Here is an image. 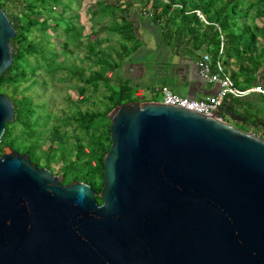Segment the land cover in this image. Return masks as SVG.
Masks as SVG:
<instances>
[{
    "label": "water",
    "instance_id": "obj_1",
    "mask_svg": "<svg viewBox=\"0 0 264 264\" xmlns=\"http://www.w3.org/2000/svg\"><path fill=\"white\" fill-rule=\"evenodd\" d=\"M14 36L0 9V77ZM223 113L235 117L227 105L213 117L150 102L114 108L98 194L5 148L0 264H264V140ZM13 119L0 94V139Z\"/></svg>",
    "mask_w": 264,
    "mask_h": 264
},
{
    "label": "trees",
    "instance_id": "obj_2",
    "mask_svg": "<svg viewBox=\"0 0 264 264\" xmlns=\"http://www.w3.org/2000/svg\"><path fill=\"white\" fill-rule=\"evenodd\" d=\"M108 1L94 0L88 33L79 13L73 10V4L80 7L81 0H0V9L15 29V36L10 39L12 64L0 77V94L11 101L14 119L4 125L0 155L10 148L28 155L38 168L49 171L60 164L55 173L60 175L61 184L82 182L96 194L103 186L102 160L111 145L108 114L118 106L135 102L132 96L136 84L118 73H123L121 70L130 63L140 61L136 56L142 47V33H150L159 50L154 57L156 80L161 86L172 88L170 85L176 80L173 66L166 59L171 54L192 62L202 53H209L213 64L219 59L222 67L230 70L231 81L240 89L264 79V0H112L114 4ZM14 16L18 17L16 22ZM106 19V30L111 38H117L119 51L114 46L99 49V32L94 29ZM35 32L40 33L38 40ZM51 33L62 39L60 50L52 44ZM84 37L95 39L84 45L90 68H97L90 69L88 77L81 67L66 66L70 64V44L81 45ZM221 44L223 53L219 55ZM112 52L117 59H113ZM59 53L63 56L61 63ZM149 55L150 60L152 54ZM39 70L57 80L62 77L56 74L65 71L66 77L83 83L77 93L81 96L88 91L87 85L103 84L108 95L101 101L102 110L76 111L55 118L47 127L51 116H38L32 98L24 93L29 87L22 88L24 84L38 83ZM225 105L234 113L240 108L250 125L261 121L249 113L256 106L243 99H231ZM257 130L264 132L259 126ZM96 201L101 204L97 195Z\"/></svg>",
    "mask_w": 264,
    "mask_h": 264
},
{
    "label": "rangeland",
    "instance_id": "obj_3",
    "mask_svg": "<svg viewBox=\"0 0 264 264\" xmlns=\"http://www.w3.org/2000/svg\"><path fill=\"white\" fill-rule=\"evenodd\" d=\"M107 3H112L114 4L115 2L110 0ZM73 10L77 11L80 16V22L84 25L86 28V32H90V12L92 9H94V0H81V6L76 7L73 4ZM68 14V13H67ZM18 19L17 16H14L13 21L16 22ZM204 19V18H203ZM107 22L108 19L103 21L102 25H99L95 27L94 31L99 32L98 40L100 41L99 43V49H104L106 50L110 46H114L115 50L119 51L120 47L117 44V38H111L109 32L106 30L107 27ZM50 33V32H49ZM141 34V31L139 32ZM146 33V32H145ZM54 33H51L50 39L53 45L60 50V45L62 39L55 38ZM35 39L38 40L40 33L35 32L34 33ZM150 34L142 33L141 37L143 40L142 47L139 49V55L136 56V60H140L135 63H130L129 67L125 66L121 71L123 73H118L121 76L123 75L125 78H129L131 80L132 85H134L136 90L135 94L132 96V98L135 100V102L139 103H144L150 99L151 93L155 92L160 86L161 83L157 80H153L151 83L152 85L148 86V88H145L143 85V82L146 81V72H154L156 68L155 67V60L156 58L154 57L157 53L155 54L152 53V58L149 60L148 58L150 57L149 53L150 50L148 46H153V42L150 40ZM108 39L109 41H103L104 39ZM87 42H90L91 44L95 42V39L91 38L87 40L85 37L82 39V44L77 45L76 42H72L69 46V51L71 53H68L67 57L69 58L70 64H67V67H72L73 66H79L84 70V76L88 77L90 75L89 70H95L97 69L96 67L90 68L91 67V62L87 61V51L84 48V45H86ZM156 46L154 45L151 50L155 49ZM143 54V55H142ZM136 55V54H135ZM134 55V56H135ZM112 57L113 59H117L115 52H112ZM145 57V59H144ZM149 61H147V60ZM167 61L173 66L172 72L175 73L176 69L180 70H188L191 67V62L184 60V58H180L179 55H168L167 56ZM63 60V56L59 53L58 56V62L61 63ZM145 60V61H144ZM72 63V64H71ZM127 67V68H126ZM151 67V68H150ZM120 71V72H121ZM139 71V72H138ZM142 75V76H141ZM61 76V80L57 79H52L48 73H46L43 70H39L37 72V78H38V83L34 84L32 86H28V84H24L22 88H27L25 90V95H28L32 98L36 110H37V115L40 117H44L47 114L51 116V120L47 123V127H51L53 120L55 118H62L66 116H70L76 111H81V112H86V111H91V110H102L103 103L101 102L104 96L108 95V90L103 84H98L97 87H94L92 85H87L88 91L84 96L78 95V87L83 86V83L77 82L75 79H69L66 77V72H59L56 74V77ZM139 76V78L137 77ZM137 77V78H136ZM69 80V81H68ZM138 81V82H136ZM138 84V85H137ZM140 84V85H139ZM114 87L117 86V83L113 85ZM139 86V87H138ZM172 87H174L172 85ZM169 88V87H168ZM171 89V88H169ZM172 90V89H171ZM142 95V98L136 97L137 94ZM177 94L183 97H193V94L190 92L185 91L184 89H179L177 91ZM157 96V95H156ZM197 98H201V95H195ZM70 99V100H67ZM157 100H160V97H156ZM256 109H250L249 113L251 115H257L258 119L264 120V101L260 105V107H255ZM240 114H243V117L245 118L244 112H241ZM222 118L224 122L228 124H233L236 126V128L240 129L243 132L252 134L254 130L255 131V136L261 138L264 140V132L261 130H257V126L259 125L260 122L256 121V123H251L248 124L246 121L244 123H239L237 119H231L229 115L223 113ZM68 134H71V127L67 128ZM70 142L72 139L69 140ZM60 164L56 165L55 168L51 171L52 174H55L59 170ZM56 176H60L57 175Z\"/></svg>",
    "mask_w": 264,
    "mask_h": 264
},
{
    "label": "built area",
    "instance_id": "obj_4",
    "mask_svg": "<svg viewBox=\"0 0 264 264\" xmlns=\"http://www.w3.org/2000/svg\"><path fill=\"white\" fill-rule=\"evenodd\" d=\"M197 13L200 15L201 19H203V16L199 12ZM222 53L223 45L221 44L219 48V55ZM196 67L199 76L206 83L218 85L219 89L214 95L208 96L204 99H192L182 97L174 93L168 87L162 86L155 92L151 93L150 99L146 102L175 107L204 116L209 114L211 115L210 117H213L214 114L231 99H241L250 94H259L264 96V87L260 85H255L246 89L236 87L228 74L223 70L221 61L217 59V61L213 64L208 53H202L200 55L196 61ZM156 95L160 97V100L156 99ZM136 97L143 99L141 93L137 94ZM219 119L224 121L223 118Z\"/></svg>",
    "mask_w": 264,
    "mask_h": 264
},
{
    "label": "crops",
    "instance_id": "obj_5",
    "mask_svg": "<svg viewBox=\"0 0 264 264\" xmlns=\"http://www.w3.org/2000/svg\"><path fill=\"white\" fill-rule=\"evenodd\" d=\"M144 34H146V33L144 32ZM148 34H150V33H148ZM149 37H150V40L153 42L152 35H150ZM154 45H155V41L153 42V46ZM152 47L151 46H148L151 54L152 53L155 54V52L158 54L159 50H157L156 48L154 50L153 49L151 50ZM204 53H207V52H204ZM196 61H197V59L195 61H192L191 62V67L188 70H180V69H176L175 70V75H176V78L175 79L176 80L170 85V86H172V85L174 86V87L171 88L174 93L177 94V91L179 89H184L185 91L190 92V93L193 94L194 98L193 97H189V98H192V99H204V98H206L208 96L214 95L217 92V90L219 89L218 85L206 83L199 76L198 71H197V67H196ZM223 70L230 77V70L227 71L224 68H223ZM145 75H146V81L143 82V85L145 86V88H148V86L152 85L151 83L153 82V80L154 81L156 80V71H154V72H152V71L146 72ZM136 82H138V81H136ZM255 85H260V86L264 87V79L263 80H260V82H257L255 84H253L252 86H249V87H253ZM160 87H162V86H160ZM249 87H247V88H249ZM195 95H201V98H197ZM241 99H243V101H245V102H249V103L255 105L256 107H260V105L264 101V97L262 95H259V94H250V95H248L246 97H243ZM236 110H237L238 113H234L233 112L235 114L234 119H237L239 123H244L247 118L246 117L244 118L243 116L242 117L239 116V114L241 112H243V111L240 108L239 109H236ZM236 115L239 116V117H241V118H238ZM240 115H243V114H240ZM229 117H230V115H229ZM263 121L264 120H261L260 123H263L264 124ZM230 125L234 126L233 124H230ZM258 126L260 127V125H258ZM234 127H236V126H234ZM260 128L263 129L262 127H260ZM253 133L255 135V131H253Z\"/></svg>",
    "mask_w": 264,
    "mask_h": 264
}]
</instances>
